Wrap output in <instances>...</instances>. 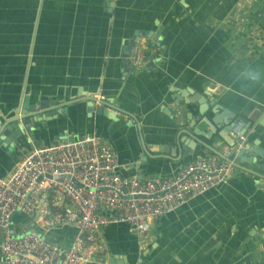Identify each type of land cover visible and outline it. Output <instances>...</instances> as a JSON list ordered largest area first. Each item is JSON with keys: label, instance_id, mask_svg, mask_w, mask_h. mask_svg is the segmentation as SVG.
Returning a JSON list of instances; mask_svg holds the SVG:
<instances>
[{"label": "crops", "instance_id": "crops-1", "mask_svg": "<svg viewBox=\"0 0 264 264\" xmlns=\"http://www.w3.org/2000/svg\"><path fill=\"white\" fill-rule=\"evenodd\" d=\"M160 28L154 49L139 35L151 65L123 68L120 51L136 31ZM257 69L264 73V0H0V122L18 113L25 95L32 103H58L36 106L38 113L66 106L63 116L54 110L45 117L47 128L35 134L39 146L96 136L116 154L123 177L167 178L196 158L215 156L205 145L222 154L228 147L220 126L210 140L199 136L205 145L182 159L175 137H185L172 118L179 113L187 125L188 111L183 102L175 108V90L203 94L210 117L213 100L242 121L253 118L246 139L262 152L255 162L233 158L239 167L224 183L150 222V242L124 224L102 227L103 264L112 257L135 263L139 252L145 264H264V75L259 82L248 78ZM90 96L118 103L117 122L74 103ZM199 128L208 130L204 123ZM31 148L0 151V178ZM13 226L36 230L62 250L76 236L74 228L45 227L20 212Z\"/></svg>", "mask_w": 264, "mask_h": 264}, {"label": "built area", "instance_id": "built-area-1", "mask_svg": "<svg viewBox=\"0 0 264 264\" xmlns=\"http://www.w3.org/2000/svg\"><path fill=\"white\" fill-rule=\"evenodd\" d=\"M129 52L133 69L150 64L137 43ZM230 124L234 144L244 148V122H224ZM231 152L226 146L223 155ZM119 168L116 154L96 136L32 147L0 178V264H103L99 257L106 246L97 237L102 227L124 224L147 243L151 221L224 183L231 163L217 156L196 158L172 177L149 179L123 177ZM17 212L45 227L74 228L76 236L62 250L36 230L17 231Z\"/></svg>", "mask_w": 264, "mask_h": 264}, {"label": "water", "instance_id": "water-1", "mask_svg": "<svg viewBox=\"0 0 264 264\" xmlns=\"http://www.w3.org/2000/svg\"><path fill=\"white\" fill-rule=\"evenodd\" d=\"M139 35H143L149 40L147 49H154L155 46L161 43V28L156 32L136 31V34L132 36L129 43L123 46L120 51L123 68H125V66L130 63L128 58L130 54L129 47L131 45L137 43L140 48H145L146 43L144 42V40L146 38H140ZM150 65L151 64H147L145 67L148 68ZM174 92L175 93L174 95H172L171 99L173 104L175 105V108L178 109L179 107H181V103L183 102L185 105V110L188 111V113H186V120L188 121L187 125L183 123V119L179 120V113L172 118L177 123V128H181V134H183L185 137L184 139L180 138L179 135H176L175 137V146L178 148L179 155L182 157V159H185L192 154L197 143L201 144L202 146L205 145L197 139L199 136L210 140L216 133V131L220 128V126H222L223 129L222 132H219V136L225 141L228 147L232 148L231 155L229 157H226L217 149L205 145V147L219 159L229 161L231 163V167H239L233 160V158L238 159L241 163H251L253 161L255 162L256 155L262 154L261 150L258 148V146H256L258 144L255 140L251 144H249L248 140L246 139L247 135L249 134L253 118L249 119V121H243L245 125L241 129L240 135L244 136L245 138V140L242 142L244 148H238L234 144V139L230 134L232 125H224V122L230 119L233 121V123H237L239 121H242L241 119L236 118L234 113H232L228 109L221 107L218 103L214 104L213 100H210L209 103L214 107L215 110H212V112L215 115L210 117L208 114H206L208 105L203 94H200L201 97H199V94L196 95L195 93H192L187 89H185V92L179 90H175ZM29 100V97L25 95L18 109V113L15 115H11L7 119L0 122V151H4L5 153L10 154V151L14 150L15 147L22 149L24 148L25 144L30 145L31 147H39L40 139L35 140V134L38 132L42 134L44 132L43 130L47 128V120L45 117L52 115L54 113V110H57L58 117L63 116L64 110L66 109V106L64 105H57L51 110H46L38 113V109H36V106H38V108L40 109H43L47 108L48 105L53 106L58 103L56 101L46 100L40 101L39 103H32ZM82 102L85 103L86 111L91 115L97 114L99 116H105L110 121L117 122L118 119L113 111L120 110L118 108V103H116L115 105H110L103 100L96 99L95 97L91 96L74 103ZM196 106H198L197 112H192L191 109ZM218 109H221V112H218ZM43 114L44 118L42 119ZM168 114L171 115V111H169ZM195 115H197V120L192 124L191 122L193 121V117H195ZM202 123L208 126L207 131L200 130L199 125ZM259 124L263 125V121H261ZM77 139L78 137H63L62 141L71 142L76 141ZM246 151L249 152L245 155ZM150 241L151 237H148L147 242ZM111 261L112 264H129L127 261L125 263V261L120 260L118 257H112ZM145 262V256L142 254V252H139L138 258L135 259V263L130 261V264H145Z\"/></svg>", "mask_w": 264, "mask_h": 264}, {"label": "clouds", "instance_id": "clouds-1", "mask_svg": "<svg viewBox=\"0 0 264 264\" xmlns=\"http://www.w3.org/2000/svg\"><path fill=\"white\" fill-rule=\"evenodd\" d=\"M262 75H264V73H262L260 70H252L248 73V78L253 82H259Z\"/></svg>", "mask_w": 264, "mask_h": 264}]
</instances>
